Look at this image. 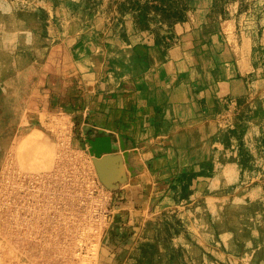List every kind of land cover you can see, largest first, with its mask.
<instances>
[{"label":"rangeland","instance_id":"374dc122","mask_svg":"<svg viewBox=\"0 0 264 264\" xmlns=\"http://www.w3.org/2000/svg\"><path fill=\"white\" fill-rule=\"evenodd\" d=\"M77 1L0 0V264H19L20 262L110 264L109 256L113 252L116 255L111 263L136 264L135 255L138 244L144 238L152 237V226L156 225L157 221L164 219L173 221L179 219L183 228L180 233H171L168 236L170 245L175 248L171 264H264V189L262 185L264 162L257 146L259 136L264 131V0H243L241 14L245 19L244 29L251 37V41H248L247 45L248 47L249 45L253 46L251 62L247 64L252 71L248 73L246 86L242 85L245 86L242 87V91L245 90L246 93L236 99L224 100L223 103L219 101L221 109L215 111L219 116L222 115L220 116L222 122L215 131L217 132L220 128L234 125L237 111L247 108L248 117L241 120L238 127L239 130L241 129L242 144L250 153L246 163L244 165L240 163L238 150L234 144L224 147L220 142L211 140L207 146L213 160L211 175L199 176L194 179L191 191L187 195L184 191L180 192L179 189L172 188L168 182L166 196L156 198L155 213L144 222L134 242H129V236L132 233L130 228L125 227L121 230L118 227L119 220L116 223L113 222V211H111L94 253L80 256L73 251L69 254L61 252L64 246L68 247V244L63 243L60 238V241H55L57 244H51L46 248L44 244L49 239H46V235L43 234L44 238L37 239L39 246L36 254L32 255L33 258L32 256L30 258L29 255L19 254V240H22L19 223L12 222L11 224L8 214H6L5 168L13 160L12 164L16 167L18 165L17 168H21L22 171H47L54 167L57 160L59 161L60 153L57 152L52 166L43 169L22 167L19 165V154L29 151L30 143L36 142L39 143L36 152L39 159L42 160L54 147L56 149L60 147V144H63V138H61L63 131L66 130L64 134L77 136L82 141L86 136L82 129L81 112L72 111L71 107L73 108V106L69 103L74 81L70 77H64L65 72H69L71 67L70 42L76 34L91 31L94 32L96 38L113 45L126 43L131 38H138L139 33H144L148 40L153 41V35L148 31L131 33L129 25L130 22L133 24L131 15L125 14L121 18L117 17L114 9L115 4L112 0H97V5L91 14L80 8L75 10ZM47 3L56 9L57 13L52 17L44 7ZM237 7L238 0L228 2L225 8L228 16L236 13ZM188 31H192L195 40L206 37V33L201 35L198 27ZM181 34L177 41L180 40ZM27 40L39 44L38 53L32 51L31 48L20 49L19 42H28ZM225 40L228 52L226 55L217 52L216 57L220 60L225 57L231 61L236 57L234 51L236 46L242 45L240 31L225 35ZM11 42L13 43L11 44ZM215 42L218 45L221 44L216 38ZM19 55L25 57L24 61L27 65L24 66V72L34 75V83L37 73H41V77L45 76V79L40 80L39 93L34 96L26 94L27 90L30 91L26 85L21 86L23 94L19 95ZM37 55H41L42 58L32 64L30 61H34ZM50 55L51 60L55 63L53 71L52 67L50 66L49 69L46 64ZM218 73L228 74L227 71L222 70H219ZM49 76L51 77L50 81ZM21 81L23 84L25 83L24 79ZM31 85L32 82L29 81L28 86L31 87ZM32 98L37 100L38 108L31 109V105L28 106ZM21 104L25 109L20 119L19 105ZM223 107H226V110H223ZM69 116L72 117L71 120H68ZM20 120L22 121L20 122ZM23 129L26 130L23 132ZM198 129L201 130L199 135H203V133L209 132L211 127H207L208 130H203L202 127ZM66 147H70V145H66ZM81 149L80 145L78 154L72 152L71 155L75 158L73 159L71 156L68 159L70 164L84 161L85 156L81 157L79 154ZM88 159H85L86 162L88 161L87 165H90L88 168H91L93 173L96 172L93 161ZM181 166H178L177 170ZM104 187L106 188V186ZM106 190L109 189L106 188ZM109 192L107 205L110 204L112 210L114 194L111 190ZM201 223L203 224L201 225ZM54 234L51 233L49 238ZM56 234L58 233L56 232ZM58 245L64 246L61 249ZM161 245L163 246V243ZM46 250L52 252L46 256V253H43ZM167 255L163 251L161 261L154 257V260L157 261L155 264H169ZM144 263H146L145 260Z\"/></svg>","mask_w":264,"mask_h":264},{"label":"crops","instance_id":"0c3cea01","mask_svg":"<svg viewBox=\"0 0 264 264\" xmlns=\"http://www.w3.org/2000/svg\"><path fill=\"white\" fill-rule=\"evenodd\" d=\"M209 4V0L195 2L191 18L176 25V30L182 33L180 40L173 42L164 56L144 33L115 45L96 38L92 31L76 34L69 44L71 67L64 77L74 81L69 103L72 111L81 112L86 136L82 141L63 131L62 143L70 147H54L42 160L36 152L39 146L36 142L30 143L29 151L19 154V165L26 169L48 168L55 162L57 152L63 156L72 151L77 153L80 145L81 157L86 154L85 159L102 160L100 165L108 175L109 185L102 182L97 170L96 173L114 194L113 222L119 220L121 230L127 227L132 231L129 242L135 241L144 222L155 213L156 198L166 196L168 182L178 166L211 156L207 148L210 136L222 122V115L215 112L214 98L223 103L246 93L242 87L246 86L248 73L252 71L247 64L251 62L253 46L247 45L251 37L244 29V16L233 13L219 23L225 35L240 31L242 45L236 46V57L231 61L225 57L218 59L213 47L195 40L192 31H188L204 21ZM44 7L50 17L57 13L49 3ZM129 25L130 32L134 33L133 24ZM19 43L20 49L39 51L35 41ZM227 52L225 42L221 53ZM41 58L37 55L30 62L37 63ZM24 59L19 55V82L25 80L24 84L19 83V95L23 94L21 86L26 85L30 89L26 94L34 96L39 93L40 80L45 76L37 73L34 83V75L24 72ZM46 64L53 71L55 63L51 55ZM219 70L228 74L221 75ZM48 78L50 81L51 77ZM37 104L32 98L28 106L34 109L38 108ZM24 109L19 105L20 119ZM71 119L69 116L68 120ZM200 127L203 130L211 127V130L199 135ZM71 147L77 149L71 150ZM32 238L25 236L19 240V254H36L39 243ZM115 255V252L110 254V264Z\"/></svg>","mask_w":264,"mask_h":264},{"label":"built area","instance_id":"2783aa9c","mask_svg":"<svg viewBox=\"0 0 264 264\" xmlns=\"http://www.w3.org/2000/svg\"><path fill=\"white\" fill-rule=\"evenodd\" d=\"M72 154V153H71ZM60 155L52 169L25 172L14 165L5 168L6 214L19 223L22 237L49 239L57 232L62 242L73 243V253H94L112 211L110 192L87 162L70 164ZM42 231V232H41Z\"/></svg>","mask_w":264,"mask_h":264},{"label":"trees","instance_id":"16d2710c","mask_svg":"<svg viewBox=\"0 0 264 264\" xmlns=\"http://www.w3.org/2000/svg\"><path fill=\"white\" fill-rule=\"evenodd\" d=\"M115 4L117 17L121 18L125 14H130L133 21V27L136 32L148 31L153 35V44L157 46L161 53L165 54L168 47L173 42L177 41L180 33L176 30V25L187 22L193 10L196 8L194 0H112ZM233 0H211L204 21L200 24L199 31L202 34L206 33V37L201 38L210 47H213L214 52H221L225 45V34L220 28V21L228 17L226 13V4ZM75 10L80 8L82 11L91 14L97 5V0H78L75 3ZM243 10V0H238L236 13L240 14ZM202 37V36H201ZM215 38L220 41V45L215 42ZM202 106V101H200ZM215 111H219V99L214 98ZM234 125L220 128L211 135L210 140L220 142L224 147L235 145L238 150L239 160L244 165L250 157V153L242 144L241 129L239 125L241 120L248 117L247 108H241L236 113ZM258 150L261 152V157L264 162V131L260 134L258 140ZM213 170V160L211 157L193 160L187 165L181 166L179 170L172 174L169 180V185L174 189H179L180 192H185V195L191 191V184L194 179L199 176H209ZM264 189V182H263ZM152 237L144 238L137 246L135 255L136 264H155L161 261V256L167 255V260L171 264L173 258L174 247L169 243V235L176 234L182 231V225L179 219L169 220L164 219L157 221L156 225L152 226ZM163 243V246L161 245ZM163 247V248H162ZM144 260L146 263H144Z\"/></svg>","mask_w":264,"mask_h":264},{"label":"bare ground","instance_id":"6f19581e","mask_svg":"<svg viewBox=\"0 0 264 264\" xmlns=\"http://www.w3.org/2000/svg\"><path fill=\"white\" fill-rule=\"evenodd\" d=\"M3 41H4V39H3ZM3 41H2V42H3ZM12 43H13V42H11V44H12ZM9 48H10V46H9ZM10 50H11V49H10ZM5 63H6V61H5ZM25 63H26V62H25ZM9 64H10V63H9ZM15 64H16V63H15ZM26 65H27V64H26ZM9 66H10V65H9ZM23 66H24V65H23ZM13 68H14V67H13ZM8 70H9V69H8ZM27 73H28V72H27ZM18 79H19V78H18ZM21 82H22V81H21ZM21 82H19V83H21ZM22 84H23V83H22ZM22 84H21V85H22ZM21 85H20V86H21ZM13 87H14V86H13ZM22 87H23V86H22ZM21 89H22V88H21ZM15 90H16V89H15ZM12 92H13V91H12ZM11 95H12V94H11ZM68 141H69V138H68ZM68 141H67V142H68ZM59 144H60V143H59ZM64 144H65V143H64ZM61 145H63V144H60V146H61ZM61 147H62V146H61ZM65 147H66V144H65ZM65 147H63V148H65ZM35 148H36V147H35ZM59 148H60V147H59ZM10 150H11V149H10ZM62 150H63V149H62ZM71 150H72V148H71ZM82 150H83V149H82ZM59 151H60V150H59ZM70 152H71V151H70ZM72 152H73V151H72ZM9 153H10V152H9ZM60 153H62V152H60ZM77 153H78V152H77ZM77 153H76V154H77ZM81 154H82V153H81ZM1 155H2V154H1ZM67 155H68V154H67ZM62 156H63V155H62ZM71 156H72V155H71ZM85 156H86V154H85ZM22 157L24 158V156H21V158H22ZM72 157H73V156H72ZM78 157H79V156H78ZM78 157H77V158H78ZM74 158H75V157H73V159H74ZM15 159H16V158H15ZM84 159H85V158H84ZM78 160H79V159H78ZM80 160H81V159H80ZM88 160H91V159H88ZM14 161H15V160H14ZM57 161H58V160H57ZM57 161H56V162H57ZM68 161H69V160H68ZM71 161H72V160H71ZM87 162H88V161H87ZM12 163H13V160H12ZM12 163H11V164H12ZM14 163H15V162H14ZM90 163H91V162H90ZM11 164H9V165H11ZM76 164H77V163H76ZM88 164H89V163H88ZM91 164H92V163H91ZM6 165H8V164H6ZM6 165H5V166H6ZM12 165H13V164H12ZM55 165H56V164H55ZM88 166L90 167V165H88ZM15 167H16V166H15ZM17 167H18V165H17ZM17 167H16V168H17ZM52 168H53V167H52ZM52 168H51V169H52ZM226 168H227V167H226ZM20 169H21V168H20ZM20 169H19V170H20ZM90 169H91V168H90ZM227 169H229V168H227ZM227 169H226V170H227ZM231 169H232V168H231ZM233 170H234V169H233ZM21 171H22V170H21ZM23 171H24V170H23ZM231 171H232V170H231ZM25 172H26V171H25ZM29 172H30V171H29ZM34 172H35V171H34ZM92 173H93V172H92ZM227 173H228V172H227ZM229 173H230V172H229ZM233 173H234V172H233ZM215 174H216V173H215ZM230 174H231V173H230ZM231 175H232V174H231ZM224 176H225V175H224ZM217 177H218V176H217ZM231 177H232V176H231ZM231 177H230V178H231ZM98 178H99V177H98ZM215 178H216V177H215ZM228 178H229V177H228ZM226 179H227V177H226ZM238 179H239V178H238ZM99 180H100V179H99ZM215 180H216V179H215ZM213 181H214V180H213ZM221 181H222V180H221ZM221 181H220V182H221ZM228 181H229V180H228ZM214 182H215V181H214ZM211 184H213V183H211ZM216 184H217V182H216ZM219 184H220V183H219ZM231 184H232V183H231ZM5 185H6V184H5ZM206 188H207V187H206ZM208 188H210V187L208 186ZM210 189H211V188H210ZM210 191H212V190H210ZM111 194H112V193H111ZM2 195H3V194H2ZM203 195H204V194H203ZM207 195H208V194H207ZM6 196H7V195H6ZM112 196H113V195H112ZM113 198H114V197H113ZM204 198H205V197H204ZM217 200H218V199H217ZM217 200H216V201H217ZM208 201H209V200H208ZM208 201H207V202H208ZM204 202H205V201H204ZM217 202H218V201H217ZM2 204H3V203H2ZM205 204H206V202H205ZM209 204H210V203H209ZM211 204H213V202H211ZM211 204H210V205H211ZM219 204H220V203H219ZM194 205H195V204H194ZM202 205H203V204H202ZM220 205H221V204H220ZM220 205H218V206H220ZM200 206H201V205H200ZM205 206H207V205H205ZM193 207H194V206H193ZM196 207H198V206H196ZM220 207H221V206H220ZM199 208H200V207H199ZM216 208H218V207H216ZM200 209H202V208H200ZM196 210H197V209H196ZM193 211H194V210H193ZM200 211H201V210H200ZM203 211H204V210H203ZM189 212H190V210H189ZM196 212H197V211H196ZM209 212H210V211H209ZM207 213H208V212H207ZM194 214H195V212H194ZM202 214H203V213H202ZM202 214H201V215H202ZM197 215H198V214H197ZM190 216H191V215H190ZM202 216H204V214H203ZM205 216H206V215H205ZM195 218H196V217H195ZM198 219H199V218H198ZM201 220H202V219H201ZM205 221H206V220H205ZM202 224H203V223H201V225H202ZM207 224H208V223H207ZM199 226H200V225H199ZM204 226H205V224H204ZM204 226H203V228H204ZM15 228H16V227H15ZM196 228H197V227H196ZM218 228H220V227H218ZM200 229H201V226H200ZM205 230H206V229H205ZM208 230H209V229H208ZM192 231H193V230H192ZM221 231H223V230L221 229ZM8 233H9V232H8ZM223 233H224V232H223ZM53 234H54V233H52V235H53ZM15 236H16V235H15ZM17 236H18V235H17ZM17 236H16V237H17ZM44 236H45V235H44ZM59 237H61V235L56 234V232H55L54 236L51 237V238H49V240H47V242H46L47 244L45 243L44 245H46V247H47V246H49V245H51V244H57V243H55V241H56V242H57L58 240L60 241ZM225 238H226V236H225ZM28 239H29V238H28ZM32 239H33V238H32ZM33 240H34V239H33ZM35 240H36V239H35ZM35 240H34V241H35ZM30 241H31V240H30ZM30 241H29V243H30ZM32 242H33V241H32ZM37 242H38V241H37ZM35 243H36V242H35ZM225 243H226V242H225ZM31 244H32V243H31ZM61 244H63V243H61ZM61 244H60V245H61ZM71 244H72V243H70V244L68 245L67 248H65V246L62 245V246H64V248H65L66 250L64 251V248H63V251H61V252H65V253H67V254L71 253V252H72V248H73V245H71ZM29 245H30V244H29ZM33 245H34V243H33ZM60 245H58V247H59ZM30 246H31V245H30ZM62 246H60L61 249H62ZM97 246H98V245H97ZM33 247H34V246H33ZM49 247H50V246H49ZM49 247H48V248H49ZM52 247H53V246H52ZM52 247H51V248H52ZM56 247H57V246H56ZM28 248H29V247H28ZM30 248H31V247H30ZM40 248H41V247H40ZM44 248H45V247H44ZM51 248H50V249H51ZM34 249H35V247H34ZM37 249H38V248H37ZM61 249H60V250H61ZM57 250H58V249H57ZM95 250H96V249H95ZM36 251H37V250H36ZM36 251H35V252H36ZM46 251H49V250H46ZM46 251H45V253H46ZM53 251H54V250H53ZM31 252H33V251H31ZM51 252H52V251H51ZM43 253H44V252H43ZM49 253H50V252H49ZM49 253L47 252L45 255L47 256V255H49ZM56 253H58V251H56ZM59 253H60V252H59ZM28 255H29V254H28ZM52 255H53V254H52ZM70 255H71V254H70ZM72 255H73V254H72ZM61 256H62V255H61ZM95 256H96V254H95ZM34 257H35V256H34ZM30 258H31V256H30ZM30 258H29V259H30ZM32 258H33V256H32ZM56 258H57V257H56ZM67 259H68V258H67ZM47 260H48V259H47ZM61 261H62V260H61ZM52 262H53V261H52ZM59 262H60V261H59Z\"/></svg>","mask_w":264,"mask_h":264},{"label":"water","instance_id":"95a60500","mask_svg":"<svg viewBox=\"0 0 264 264\" xmlns=\"http://www.w3.org/2000/svg\"><path fill=\"white\" fill-rule=\"evenodd\" d=\"M101 161L102 160L94 159L93 164H94V166H95V168H96V170H97V172L99 174V177L102 180V182L108 186L109 185L108 175L104 174V172L102 171V168H101V165H100Z\"/></svg>","mask_w":264,"mask_h":264}]
</instances>
